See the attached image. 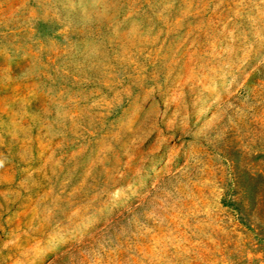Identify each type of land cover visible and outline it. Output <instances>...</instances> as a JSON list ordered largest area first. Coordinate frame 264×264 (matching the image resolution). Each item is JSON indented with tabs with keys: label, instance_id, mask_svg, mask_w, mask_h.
I'll list each match as a JSON object with an SVG mask.
<instances>
[{
	"label": "rangeland",
	"instance_id": "obj_1",
	"mask_svg": "<svg viewBox=\"0 0 264 264\" xmlns=\"http://www.w3.org/2000/svg\"><path fill=\"white\" fill-rule=\"evenodd\" d=\"M0 264H264V0H0Z\"/></svg>",
	"mask_w": 264,
	"mask_h": 264
}]
</instances>
